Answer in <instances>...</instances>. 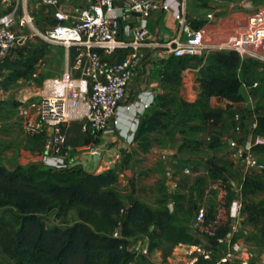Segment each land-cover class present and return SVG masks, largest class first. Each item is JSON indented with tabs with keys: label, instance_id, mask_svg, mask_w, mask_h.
I'll return each mask as SVG.
<instances>
[{
	"label": "crops",
	"instance_id": "crops-1",
	"mask_svg": "<svg viewBox=\"0 0 264 264\" xmlns=\"http://www.w3.org/2000/svg\"><path fill=\"white\" fill-rule=\"evenodd\" d=\"M61 1L71 13H78L84 7L83 0H75L74 2H71V0ZM189 2L190 0H187L185 13L191 20L192 26H198L209 9L215 14L214 23L217 25V30H220L222 37H225L230 42L242 41V37L243 39L252 37L256 30H260L263 27L264 0H217L216 2L209 0L207 10L199 19L190 15ZM29 7L30 13L37 19L36 24L42 30L49 29L56 24L52 8L36 5L33 2H30ZM127 16L128 13L125 15V21H122V24L133 25L130 20L126 19ZM177 30L178 23L169 12L157 10L152 12L147 18V41H169L176 35ZM40 43L42 44V42ZM37 48H47L50 53L54 49H61L64 58L68 59L62 48L48 45L44 47L38 45ZM260 49L261 51L264 50L263 46H260ZM245 51L248 57H246L247 59L241 57L243 61H246L242 71H239L242 81L240 93L244 98L243 104L245 106L250 104V107L254 108L259 99H264V87L260 86L258 89L251 90L249 85L251 81H256L253 80V77L257 72L262 76L260 69L264 63V52ZM159 53L158 49L147 48L143 50L144 58L140 69L130 81L125 98L121 103L122 107L118 111L121 118L120 125L123 127L121 128L122 132L119 133V129L114 128L112 121L109 124V132L101 133L95 137L88 136L85 132L83 121L65 124L61 128L67 144L71 147V152L68 155L70 168L84 169L94 175L112 173L116 180L111 189L122 200L126 198L129 201H137L151 210H155L157 204H160L162 200H165L167 204L173 200V197L181 200L187 198V195L184 194L191 186L188 181L191 182L192 179L199 175L209 179L208 171L200 167L194 170L189 168L188 175L190 178L188 181L187 174L179 172V169L183 171L187 167V165L181 166V159L187 153V136H182L180 132L176 131V124L170 121L165 122L160 117L161 104L170 103L169 105H172V103H175L173 97H171L170 87H168L172 85L171 83L174 79H177L180 82L179 85L182 86L180 87L182 93L179 96V100L184 103H191L199 96V68L190 69L184 67L178 70L173 65V61L177 59H172L168 56L160 57ZM123 57L122 53H118L112 58L119 61ZM48 58L50 61L54 60L57 58V54L51 53ZM46 59L44 58L43 60ZM73 69L80 71L79 75L74 76L76 79H80L81 70L76 63ZM46 73H49V71ZM33 89H35V92L27 94L22 101L30 99L31 96L33 98L39 96L43 87L40 89L33 87ZM151 97H153L151 105L147 106L143 113L135 115V118L139 121V127L133 141L130 142L123 135L127 131L124 128H129L125 121L131 119L132 111L128 112L123 107L133 105L137 101L144 103L151 100ZM0 101L3 100L0 98ZM156 114H159V123L156 128L152 131H144L148 125L147 121ZM221 121L222 128H218L219 131L222 130L218 135L219 144L228 148V143L235 138L233 122L232 119H227V114L224 112ZM213 128L216 129V127ZM128 134H131V132L129 131ZM242 137L247 141L245 135L242 134ZM43 142L44 135L42 134L28 136L26 142L22 143V147L19 149L22 158L17 162V166L27 167L32 164H40ZM212 156L218 158L227 157L235 163L232 175L227 176L225 172L222 175L230 190V207L233 202L241 204L237 220H231L229 234L214 247L202 238H200L201 242L198 245L178 244L169 251L166 257H164L163 251L166 247L168 248L167 244L162 243L158 247L149 250L150 239L148 236H135L130 240L129 250L134 251V245L137 244V254L143 256L146 263L199 264L205 252H210L212 259H219L229 252L232 255L229 260L231 264L244 258H249L255 264L261 263L264 258L262 250L264 245L261 246L263 238H261L257 223L249 220L245 207L264 203V189L252 195L242 194L243 181L247 175H251V172L233 158L230 148L225 150L222 147L218 151H213ZM8 170L14 169L10 168ZM163 174L166 176L165 183H163ZM177 176H181L183 181L177 180ZM261 179L264 183V176ZM214 189L216 190L215 199L212 198L213 200L209 203L207 193H205L202 201L203 205L196 207V210L210 208L216 215H219V203L222 195L216 187ZM196 213L191 218V223ZM175 225L188 227L189 233L193 235H199L202 231L201 226L198 230H195L192 225L189 226L187 220Z\"/></svg>",
	"mask_w": 264,
	"mask_h": 264
},
{
	"label": "built area",
	"instance_id": "built-area-1",
	"mask_svg": "<svg viewBox=\"0 0 264 264\" xmlns=\"http://www.w3.org/2000/svg\"><path fill=\"white\" fill-rule=\"evenodd\" d=\"M83 1L84 7L78 13H71L61 0H0V66L12 52L25 45L27 31L45 45L62 48L68 58L75 53L76 65L81 70L80 79L72 78L67 70L61 78L45 81L39 96L22 101L18 106L26 133L44 135L40 164L53 171L70 168L68 155L71 147L61 131L63 125L83 121L88 136L95 137L109 132L112 121L114 128L122 132L118 111L130 81L140 69L143 50L158 49L160 57L186 59L203 57L215 48L205 39L214 32V12H206L202 22L192 26L185 13L187 0ZM30 2L52 8L56 24L46 30L39 28L30 13ZM157 10L171 13L178 23L177 33L169 41H147V18ZM127 13L136 18L135 25L122 24ZM236 50L241 56L246 53L240 47ZM118 53L124 55L123 59L113 60L112 57ZM260 72L264 77V63ZM35 76L36 73H33L32 77ZM259 87L258 81H252L249 85L251 90ZM152 102L153 97L144 103L137 101L123 107L128 112L132 111L131 119L125 121L129 128H124L127 131L123 135L130 142L139 127L135 115L143 113ZM248 121L247 117L244 119L237 113L233 114L235 138L228 143V148L233 158L245 168L264 172V163L254 152V145L242 137L243 127L248 130L256 128L254 121L252 126H248ZM129 131L131 134H128ZM182 172L188 174L189 168H184ZM240 210L241 204L233 202L230 207L231 220H237ZM205 216L202 208L195 215L201 224ZM114 235H118L116 230ZM133 250L129 252L138 255L137 244ZM262 250L264 252V247ZM231 256L228 252L219 259H212L211 253L205 252L199 264H231ZM234 264L255 263L244 258ZM260 264H264V258Z\"/></svg>",
	"mask_w": 264,
	"mask_h": 264
},
{
	"label": "trees",
	"instance_id": "trees-1",
	"mask_svg": "<svg viewBox=\"0 0 264 264\" xmlns=\"http://www.w3.org/2000/svg\"><path fill=\"white\" fill-rule=\"evenodd\" d=\"M209 54L205 65L199 69L200 93L192 105L201 110L196 113L203 125L222 128L224 110L209 107L207 101L228 106L243 104L239 71L245 61L235 51ZM49 56L47 49L28 51L20 59L23 69H13L11 78L32 77L38 62ZM184 67L177 64L176 68ZM3 68L4 64L0 66ZM158 115L147 121L144 131L156 128ZM258 119L262 125L264 119ZM254 123L257 125L256 121ZM209 173L223 195L219 215L209 209L199 236L190 234L188 227L175 225L168 210L153 211L137 201L125 206L111 189L116 178L110 172L94 175L77 168L53 171L42 164L14 170L0 166V210H3L0 213V253L13 264H150L143 256L128 250L130 240L136 235L148 236L149 250L167 244L164 257L178 244H200V238L214 243V247L230 232L231 194L222 176L223 169L210 164ZM262 176L247 175L242 194L263 191ZM53 205L63 213L77 208L78 220L66 229L48 228L40 215ZM245 209L252 222L264 218V203L248 205ZM187 223L192 225L191 218Z\"/></svg>",
	"mask_w": 264,
	"mask_h": 264
},
{
	"label": "rangeland",
	"instance_id": "rangeland-1",
	"mask_svg": "<svg viewBox=\"0 0 264 264\" xmlns=\"http://www.w3.org/2000/svg\"><path fill=\"white\" fill-rule=\"evenodd\" d=\"M74 1L75 0H71V2ZM208 4L209 0H190V15L192 17H196L197 19L201 18V15L207 10ZM208 11L210 10L208 9ZM25 35L27 36L25 45L12 52L9 55V59L5 60L4 68L0 69V98L3 100L0 101V166L6 167L7 169H16L17 167H20L17 166V162L22 158L20 156L21 152L19 149L22 147L21 144L26 142V139L30 136L25 131L24 119L20 116L18 111V106L21 104L23 98H25L27 94L35 92L33 87L36 89L42 88L46 80L50 78H61L62 74L66 72L67 69H69L72 78H75L74 76L79 75L80 73L79 70L73 69V66L76 63L75 53H71L69 58L65 59L61 49H54L51 53H56L57 58L51 61L49 58H47L48 60L39 61L34 67V73H36L35 77L12 79L10 75L13 69H23L20 64L23 61L20 60L22 59L21 57L26 55L30 50L38 49V45H41L42 47L45 46L43 43L41 44L37 41V39L27 31H25ZM205 39L215 47L213 52L235 51L240 57L247 59L246 57L248 56L246 53L241 56L236 49L240 47L252 52H264V50L261 51L260 49V46H263L264 48V23L263 27L260 30H256L252 37H248L246 39H243L242 37V41L230 42L225 37H222L220 30H217V25L214 26L213 34L211 36H207ZM209 56L210 54L203 57L177 59L173 61V65L174 67L175 65L177 67L178 64L190 69H200L201 66L205 65V61ZM7 67L10 69H7ZM45 70L49 71V73H46L47 71L45 72ZM253 78V80L260 83L261 87H264L263 75L260 76L257 72ZM171 84L172 85H169L168 87H170L171 97H173L175 103H172V105H169L170 103L161 104L160 117L165 122L170 121L176 124V131L180 132L182 136H187V153H185L181 159V166L187 165L188 168L193 170L200 167L207 170L209 174V179H205L203 175H199L195 179H192L191 182L188 181L190 177L187 174V181L189 182L187 183H191L190 188L187 189V192L184 194L187 195V198L181 200L173 197V200L169 201L172 208L170 214H172L173 223L180 224L184 220L188 221L192 218L197 212L196 207L203 205L202 201L205 193H207V200L209 203H211L213 200L212 198L216 195L214 187H216L221 195H223L217 182L210 177L209 165L213 164L218 169H223L226 175L230 176L232 175L235 163L227 157L218 158L216 156H212L213 151H218L222 147H224L225 150L228 149L227 146L219 144L218 135L222 130L219 131L218 128L215 129L213 127L203 125L196 113L201 110L192 105L198 97L191 103H184L179 100V96L182 93L180 88L182 86L179 85L180 82L177 79H174ZM31 98H33V96H31ZM207 105L213 108L219 107V109L224 110L223 112L227 114V119H232L233 114L237 113L244 117V119L245 117L249 118L251 116L253 121L257 122L256 128L252 130H248L246 127H243V135H245L247 141L249 140L251 144L254 145V152L256 153L258 159L264 163V123L260 125L258 122L259 117L264 119V99H259L254 108H251L250 104L247 106L244 104L228 106L225 103L217 105L213 102V100L207 101ZM85 132L87 133L86 128ZM256 141H259L260 143L255 144ZM248 171H250L252 175H264V172L256 170ZM179 172L182 173L180 169ZM177 180L183 181V178H181V176H177ZM165 181L166 176L163 174V183H165ZM123 202L125 206L128 207L131 201L124 198ZM160 202L161 203L157 204L156 209L153 211L168 210L167 206L169 202L167 204L165 200ZM209 209L210 208L204 209L206 215ZM2 211L3 210L1 209L0 213ZM40 216L48 228L58 227L60 229H66L78 220V211L77 208H72L67 213H63L57 205H53L51 209L42 213ZM257 225L259 232L261 233V238H263V241L260 240L261 246H263L264 219H260L257 222ZM0 264H13V262L0 253Z\"/></svg>",
	"mask_w": 264,
	"mask_h": 264
},
{
	"label": "water",
	"instance_id": "water-1",
	"mask_svg": "<svg viewBox=\"0 0 264 264\" xmlns=\"http://www.w3.org/2000/svg\"><path fill=\"white\" fill-rule=\"evenodd\" d=\"M127 20H130V22L133 24V25H135L136 24V18L135 17H133L131 14H129L128 13V16H127V18H126ZM252 124H253V119H252V117L250 116L249 117V121H248V126H252ZM168 175H169V173H168ZM168 211H169V213H171V203L169 202L168 203ZM192 226H193V228L195 229V230H198L199 228H200V226H201V223L200 222H198L197 220H196V217H194L193 219H192ZM209 244H214V243H212V242H210Z\"/></svg>",
	"mask_w": 264,
	"mask_h": 264
}]
</instances>
